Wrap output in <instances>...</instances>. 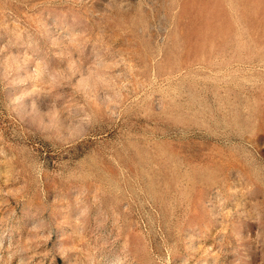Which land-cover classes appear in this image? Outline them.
Listing matches in <instances>:
<instances>
[{
	"label": "rangeland",
	"instance_id": "374dc122",
	"mask_svg": "<svg viewBox=\"0 0 264 264\" xmlns=\"http://www.w3.org/2000/svg\"><path fill=\"white\" fill-rule=\"evenodd\" d=\"M0 264H264V0H0Z\"/></svg>",
	"mask_w": 264,
	"mask_h": 264
}]
</instances>
